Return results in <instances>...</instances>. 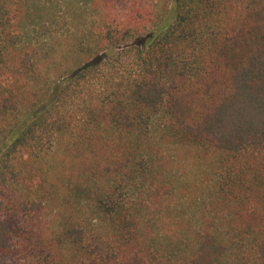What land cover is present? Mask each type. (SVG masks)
Here are the masks:
<instances>
[{
  "label": "trees",
  "instance_id": "16d2710c",
  "mask_svg": "<svg viewBox=\"0 0 264 264\" xmlns=\"http://www.w3.org/2000/svg\"><path fill=\"white\" fill-rule=\"evenodd\" d=\"M0 264H264V0H0Z\"/></svg>",
  "mask_w": 264,
  "mask_h": 264
}]
</instances>
